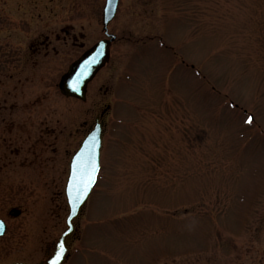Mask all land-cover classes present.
<instances>
[{"label":"rangeland","instance_id":"1","mask_svg":"<svg viewBox=\"0 0 264 264\" xmlns=\"http://www.w3.org/2000/svg\"><path fill=\"white\" fill-rule=\"evenodd\" d=\"M105 3L0 0V263L45 260L71 158L118 98L68 264H264V0H121L131 44L67 99Z\"/></svg>","mask_w":264,"mask_h":264},{"label":"water","instance_id":"2","mask_svg":"<svg viewBox=\"0 0 264 264\" xmlns=\"http://www.w3.org/2000/svg\"><path fill=\"white\" fill-rule=\"evenodd\" d=\"M118 4L119 0H106L103 12V27L108 37H111L108 33V26L116 16ZM111 39L113 40L114 36ZM107 59L108 41L103 40L70 66L68 72L61 78L58 85L61 94L66 98L86 101L87 87L105 65ZM101 149L102 125L97 121L93 129L82 141L78 150L74 153L70 162L69 175L65 188V197L69 209L66 218L67 229L58 241L54 255L46 262L38 264H53V260L59 253L61 242L64 245V251L60 264H63L68 257V242L74 233L75 221L79 219L93 192L101 168ZM93 167H95V176L89 185L88 180L92 176ZM85 188L87 189L86 191L84 190ZM20 215L21 210L16 208L11 209L9 212V216L12 218H17ZM0 221L3 220L0 219ZM5 231L6 223L3 221V225L0 226V237L5 234ZM12 264L27 263L18 262Z\"/></svg>","mask_w":264,"mask_h":264},{"label":"flooded vegetation","instance_id":"3","mask_svg":"<svg viewBox=\"0 0 264 264\" xmlns=\"http://www.w3.org/2000/svg\"><path fill=\"white\" fill-rule=\"evenodd\" d=\"M120 3H121V0H119V4H118V8H117V13H116V16H115V18H114V20L109 24V26H108V33H109V35H111V37H113L114 36V39L112 40L111 39V37H108L107 35H106V33H105V31H104V27H103V23H102V31H103V34H104V37L100 40V41H103V40H106V41H108V59H107V61L105 62V65L100 69V71L96 74V76L94 77V79L91 81V83L88 85V87H87V96L89 95V92H90V90L92 89V84L95 82V81H97L98 82V78H99V75H100V73H101V71L103 70V69H105L109 64H111V62H112V57H113V49H114V47L116 46V45H118V44H120V43H122V42H129V44H131V38H129V39H125V38H123V37H121L120 35H119V33L117 32H115V31H113V30H117V28L116 29H112V25H114V23L116 22V20H117V18H118V15H119V12H120ZM102 20H103V18H102ZM99 41V42H100ZM49 44L47 43V46H48ZM94 47V46H93ZM93 47H91V48H93ZM90 48V49H91ZM84 53H86V52H84ZM91 88V89H90ZM118 90H119V85H118V87H117V92H118ZM108 92V89L106 90V92L105 93H107ZM117 101H118V98L116 99V101H115V103L114 104H107V105H104V106H102V108H98V110H100V111H98V114L96 115V120H95V122L98 120L99 121V123L102 125V138H103V141H104V137H105V133H106V128H107V126H106V122H105V120H106V117H108V115H109V111L110 110H115V107L117 106ZM88 123H86V124H84L85 126L87 125ZM101 170H102V167H101ZM59 191V194L58 195H61L62 193L60 192V190H58ZM59 207L60 208H63V206L60 204L59 205ZM66 209H67V203H66ZM113 216V215H112ZM84 218H86V216L84 217V212H82V214L80 215V217H79V219L78 220H76L75 221V229H74V233H73V235H72V237H71V239L69 240V242H68V257L66 258V260H65V262L63 263V264H68L69 263V261H70V259H71V257H72V252H71V250L73 249V245H74V243H75V240H76V238L78 237V236H80V240H81V236H82V229H81V221H82V219H84ZM62 223V222H61ZM7 224V223H6ZM63 224V223H62ZM62 224H61V226H62ZM66 230V227H65V229L63 230V232ZM7 231H8V225H7V227H6V232H5V234L2 236V237H0V239H3L5 236H6V234H7ZM62 232V233H63ZM62 235V234H61ZM59 239H60V237H59ZM57 241H59V240H57ZM57 241H54V242H51L50 244H49V246H48V251H47V257L45 258V260H42V261H39V262H37V263H33V264H38V263H43V262H46L49 258H51L53 255H54V252H55V250H56V246H57ZM1 264V263H0Z\"/></svg>","mask_w":264,"mask_h":264},{"label":"snow or ice","instance_id":"4","mask_svg":"<svg viewBox=\"0 0 264 264\" xmlns=\"http://www.w3.org/2000/svg\"><path fill=\"white\" fill-rule=\"evenodd\" d=\"M249 123H251V119L249 120ZM95 176V167H93L92 169V176L89 177L88 180V184L90 185L92 183V179ZM85 191L87 190L86 188L84 189ZM3 225V221H0V226ZM63 251H64V245L61 242L60 246H59V253L57 254V256L55 257V259L53 260V264H60V260L63 258Z\"/></svg>","mask_w":264,"mask_h":264}]
</instances>
